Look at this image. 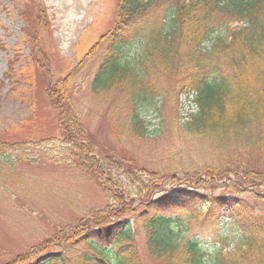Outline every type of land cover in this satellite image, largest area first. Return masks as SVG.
Wrapping results in <instances>:
<instances>
[{"label": "trees", "instance_id": "obj_1", "mask_svg": "<svg viewBox=\"0 0 264 264\" xmlns=\"http://www.w3.org/2000/svg\"><path fill=\"white\" fill-rule=\"evenodd\" d=\"M117 8L88 86L105 99L114 90L124 95L127 139L146 138L138 106L166 96L171 87L190 95L197 107L183 124L189 131L182 132L218 164L228 157L235 162L246 149L264 160V0H119ZM219 12L227 19L212 35ZM129 31L138 49L128 55L123 48ZM68 83L69 77L47 87L58 110L59 135L76 149L77 163L95 183L106 179L105 194L121 204L122 213H85L75 225L58 229L60 240H49L58 249L24 264H142L134 229L142 231L147 253L164 264H264V215L238 197L202 193L199 184L215 174L204 180L173 176L164 189L154 180L158 172L145 181L147 170L133 157L123 153L112 161L95 152L78 113L67 105ZM233 171L249 175L239 167ZM112 185L117 192L110 193ZM193 223L205 233L224 224L225 236L204 247L185 234ZM78 243L90 250L72 254Z\"/></svg>", "mask_w": 264, "mask_h": 264}, {"label": "rangeland", "instance_id": "obj_2", "mask_svg": "<svg viewBox=\"0 0 264 264\" xmlns=\"http://www.w3.org/2000/svg\"><path fill=\"white\" fill-rule=\"evenodd\" d=\"M118 3L0 0V143L19 142L17 146L0 144V264H24L54 252L58 248L49 240L62 238L58 229L75 225L87 212L98 215L108 210L114 217L122 213L121 204L105 194L109 189L105 192L101 184L106 179L95 183L77 163L76 149L59 135L58 110L48 98L47 87L62 78L69 77L67 105L78 113L95 152L112 161L123 153L133 157L147 170L145 181L149 173L158 172L154 180L164 189L173 176L204 180L206 174H215L199 184L202 193L238 197L264 215V160L246 149L235 162L228 157L222 165L216 156L193 144L182 132L189 131L183 124L197 112L190 95H177L169 87L166 96L137 105L147 130L146 138L136 141L127 139L128 128H124V95L118 90L106 99L92 95L88 84ZM69 14L75 19L73 25L63 21ZM226 19L223 12L218 13L212 35L221 32ZM133 35L128 32L130 41L123 48L128 55L137 53ZM204 166L213 171L205 173ZM236 167L249 171L248 177L235 175ZM127 173L122 170L123 181ZM112 191L117 192L113 185ZM223 227L219 224L205 233L193 223L185 234L196 236L204 247H213L217 238L225 236ZM132 236L142 264H164L147 253L141 230L134 229ZM72 249L74 255L90 250L79 243Z\"/></svg>", "mask_w": 264, "mask_h": 264}, {"label": "bare ground", "instance_id": "obj_3", "mask_svg": "<svg viewBox=\"0 0 264 264\" xmlns=\"http://www.w3.org/2000/svg\"><path fill=\"white\" fill-rule=\"evenodd\" d=\"M63 21L65 22V24H71V25H73L75 23L74 17H72L70 14L69 15H66L65 16V19Z\"/></svg>", "mask_w": 264, "mask_h": 264}]
</instances>
